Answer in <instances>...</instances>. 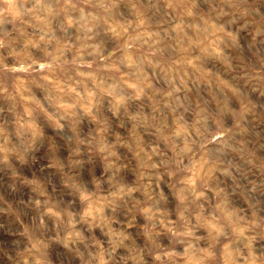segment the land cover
<instances>
[{
    "label": "rangeland",
    "instance_id": "rangeland-1",
    "mask_svg": "<svg viewBox=\"0 0 264 264\" xmlns=\"http://www.w3.org/2000/svg\"><path fill=\"white\" fill-rule=\"evenodd\" d=\"M0 264H264V0H0Z\"/></svg>",
    "mask_w": 264,
    "mask_h": 264
}]
</instances>
